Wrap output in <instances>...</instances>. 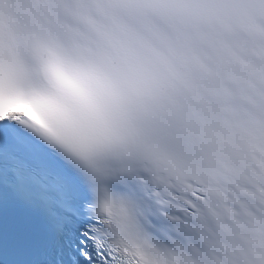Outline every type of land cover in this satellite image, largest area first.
<instances>
[{"label":"snow or ice","instance_id":"1","mask_svg":"<svg viewBox=\"0 0 264 264\" xmlns=\"http://www.w3.org/2000/svg\"><path fill=\"white\" fill-rule=\"evenodd\" d=\"M0 264H264V0H0Z\"/></svg>","mask_w":264,"mask_h":264}]
</instances>
